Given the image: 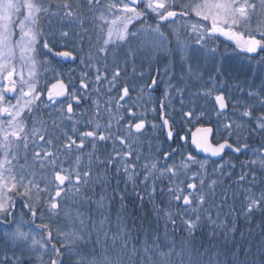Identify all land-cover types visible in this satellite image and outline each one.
Wrapping results in <instances>:
<instances>
[{
	"label": "snow or ice",
	"instance_id": "1",
	"mask_svg": "<svg viewBox=\"0 0 264 264\" xmlns=\"http://www.w3.org/2000/svg\"><path fill=\"white\" fill-rule=\"evenodd\" d=\"M193 14L199 22L186 27L200 47L178 43L184 61L179 75L176 67H165L136 85L145 73L132 67V79H122V72L142 56L168 54L169 41L161 28ZM149 17L157 23L145 24ZM137 23L144 27L133 30ZM218 36L235 43L242 57L238 66L227 63L216 48H205ZM140 37L139 45L131 46ZM38 56L79 60L81 71L77 75L70 68L67 77L56 73L55 83L42 88L35 69L48 60L39 62ZM200 59L211 62L205 72L188 63ZM232 80L236 83L230 88ZM193 81L197 91L186 95ZM161 84V96L153 98ZM137 90L147 92V103L139 107L132 96ZM208 98L214 116L197 104ZM193 122L201 126L191 144L206 158L185 155L183 144H169L167 150L145 144L159 139L148 136L150 129L166 130V142L187 143L177 129ZM145 150L155 155L145 156ZM226 150L235 161L225 159ZM249 154L251 158L239 159ZM141 159L146 161L142 172ZM237 167L241 172L235 183L248 185L241 191L245 219L264 213V0H0V241L12 253L4 251L0 264H264V242L255 251L241 245L243 260L232 253L222 261L219 252L196 239L202 221L215 225L226 206L225 219H231L235 209L229 201L234 204L236 192L223 181ZM116 177V188L123 181L147 189L151 181L150 200L157 182L168 178L171 186L160 192L170 197L169 208L174 202L178 211L157 209L165 217L163 233L150 225L143 233L138 226L133 235L131 229H119L118 219V231L109 236L102 224L83 219L78 211V229L55 226L62 213L72 218L70 205L92 203L88 193L95 194L96 187L102 207L106 186ZM115 196L114 189L109 199ZM177 218L185 233L179 238ZM214 237L215 232L210 239Z\"/></svg>",
	"mask_w": 264,
	"mask_h": 264
},
{
	"label": "rangeland",
	"instance_id": "2",
	"mask_svg": "<svg viewBox=\"0 0 264 264\" xmlns=\"http://www.w3.org/2000/svg\"><path fill=\"white\" fill-rule=\"evenodd\" d=\"M182 2L184 3H189L190 0H182ZM200 18L196 17L194 14L191 16V18H185L184 20H178L177 23L175 24H169L166 25V31H165V35L168 38V47L171 50L168 54H164L163 52L160 53H153L151 55V66H152V72L158 67V57L161 56L164 59V63H165V67H176L177 68V75H179V65L180 63L184 62L181 58V55L179 53V51L177 50V45L178 43L181 45H187L189 49L192 48H198L200 47L199 45H197L195 43L196 40V36L193 35L190 31L189 28L186 27V25H190L192 23H197L199 22ZM253 28L256 27L255 24L252 25ZM216 40H212L210 44L215 43ZM210 45H205V48H209ZM19 50L17 49V60L15 61L16 65H17V70L20 71V61H19ZM188 63L193 64L194 69L199 67V64L196 61H188ZM79 69L80 68H75L76 73L79 74ZM24 76L28 77V71L29 69L27 67L22 69ZM79 72V73H78ZM175 83V81H173ZM51 83L53 82H43V81H39V86L44 88L47 86H50ZM144 84L143 82L140 83V85ZM147 93V92H146ZM191 93V88L189 85V90L187 94ZM152 97L155 98L156 96L154 94H152ZM176 108H179L178 104L174 105ZM152 115L150 119H152ZM179 119V118H177ZM157 123V121H156ZM193 124V123H191ZM185 128L186 126H188L187 129H190L189 126L190 124L185 123L184 124ZM184 130V127L181 128ZM161 131V130H160ZM160 131L158 132H153L151 129L149 131V137L152 136H158L159 139L158 140H151L149 142H151L152 144H161L163 145L164 149L167 150L169 147V143L168 141H165V138L163 137V135L160 133ZM182 144V143H181ZM173 148L175 146H172ZM182 149H185V146L182 147ZM182 152L187 155V153L185 151ZM155 155L154 152L149 153V151H147L145 153V156L148 155ZM179 156L174 157L175 161L177 163L180 162V158H178ZM251 158V154H249V156L246 159ZM244 159V160H246ZM143 160V159H141ZM141 160L138 162V167L142 168V165L146 163L145 160H143V164L141 163ZM242 161V160H241ZM169 163H171V161H169ZM140 170V169H139ZM143 171V168L141 169V172ZM240 172L236 171L235 174L232 176L231 179H226L223 181V183L227 186L230 187L231 190H235L236 192V200L233 204V201H229V206H233L234 207V211L231 213V219L226 220L225 219V214L228 213V207L226 206L224 208V214L220 215V218L216 221V222H264V213L261 212H257L254 216L245 219V216L242 212V204L244 203L242 197H241V191L242 188L247 187L248 185H240V184H235L233 187H231V181H236L238 179ZM189 175H191V173H189ZM213 179H215L216 177H212ZM119 178L116 177L114 178V189L116 191V196L114 199V210L112 207V204L109 203V200H106L110 197V195H106L105 196V200L103 202V206L101 207L100 204L98 203V201L100 200H94L95 204L93 207L89 206V205H83L82 203L79 204H75V205H70V210L72 213V218H68L65 217L64 214H61V218L56 220L55 222V226L58 228H64L65 231L71 230L73 228L78 229L79 228V221L75 219V213L78 211L79 213L82 214V218L83 219H91L93 221L96 222V224L98 226H100L101 224L103 225V228L101 229L102 231H108L109 236L113 235V233H116L118 231V219H119V229H124V228H128L127 226V222H138L136 221V217L134 218L133 214L130 213L129 206H128V201H134L135 203L138 202L139 204H141V200L138 198V193L140 196H143V203L145 206H147L148 208H150V204L153 201V204L156 208V211L154 212V214L156 215L155 218L158 221L159 215L163 218L162 220H164V215H161L157 212V209H161L163 208L165 211H171L173 213L177 212L178 209L176 208L175 203L173 202L171 207L169 208V204L168 201L170 200V197H166L163 196L160 192V189H164L165 192L167 191V188L169 186H171L169 184L168 178L164 177L163 182H157L156 185V195L152 198L153 200L149 199V196L146 195V193L143 192L144 185L137 182L135 188L133 187V185L131 183L125 185V183L123 181H120L119 183V187H125L127 189V192H123L120 190V188H116V182ZM142 179V177H141ZM183 179V177H181V180ZM183 186V185H181ZM152 188V182H149V186L147 188V192H150ZM135 189V190H134ZM137 189H139V192H137ZM123 196L124 199L123 201L120 200V197ZM164 200V203H161V200ZM136 206H134L133 208H135ZM214 213H215V209H214ZM24 219L27 221L30 219V217L25 216ZM178 222H181V218H177ZM36 225H39L40 221L37 220ZM211 224V223H210ZM204 225V222L202 221L201 223V227ZM129 229V228H128ZM26 231L28 230L27 228L25 229ZM4 231V229L2 227H0V233H2ZM38 235V234H37ZM141 239H143V237L141 236ZM59 246V245H58ZM203 251V249H201ZM4 251L8 252V255H11L12 253L10 251H8L7 248H5L4 244L2 241H0V255H2V253ZM216 252V251H215ZM214 252V253H215ZM17 255H19V253H17ZM48 256L45 255L44 256V260H47ZM221 260L225 261L228 260L227 257L221 255ZM32 264H39V261L34 260L32 262Z\"/></svg>",
	"mask_w": 264,
	"mask_h": 264
},
{
	"label": "flooded vegetation",
	"instance_id": "3",
	"mask_svg": "<svg viewBox=\"0 0 264 264\" xmlns=\"http://www.w3.org/2000/svg\"><path fill=\"white\" fill-rule=\"evenodd\" d=\"M143 7V6H141ZM157 23L156 20L151 19V17H149L146 21L145 24H151V25H155ZM42 25L47 28V21L42 19ZM53 28L55 27V21H53ZM90 27H95V26H90ZM144 25L137 23L135 26V29L133 30H137V29H141L143 28ZM166 25L163 26L161 28V31L165 32L166 31ZM98 30V29H97ZM15 39V37H14ZM143 39V37H140L138 40H133L131 42V46H138L139 45V40ZM212 40H216L215 43L210 44L211 42H209L207 45H210L209 48H216L218 54H222L223 56L227 57V63L233 65V66H238L241 62H242V57L238 56V49H236L235 47V43L233 41L228 40L226 37L225 39H222V36H218L213 38ZM85 51H87V45L85 44ZM45 59L48 60L47 64H42V63H38L37 68L35 69L37 76L39 78V81H45V82H53L55 83V79H56V73H64L65 77H67V73L68 70L71 69H75V68H79L77 65L79 64V60H77L75 63H73L71 60L69 61H63V60H59V58H52V57H47L45 58L44 56H38L37 60L39 62H43ZM59 61V62H58ZM198 64V71L199 72H205V69L210 67V61L206 60V59H200V60H195ZM111 57L109 58V66H111ZM121 64H123V61H120ZM151 62V56L150 57H141L140 59H138L135 63V65L129 66L126 72H122V79H132V67H135L137 69V72L143 71L145 73V80L144 81H137L136 85H140L141 82L145 83L148 79L149 76H155L157 74V69L160 70L161 73H163L164 70V59L163 57L159 56L158 57V67L152 72V66L150 64ZM197 70V68L194 69V71ZM81 71V69H79V72ZM78 72V73H79ZM79 75V74H77ZM25 78H27V76H25ZM166 79V77H165ZM244 77L243 76H239V80H243ZM204 80L207 81L208 77L207 75H205ZM203 83V82H200ZM229 87L232 88L234 87L236 81L232 80L229 81ZM194 84H196L195 81H193V84H190V88H191V93L197 91V87L193 86ZM209 87L211 85H208ZM165 87V85L161 84L159 86V88L153 92L152 94H154L156 97L161 96L162 94V90ZM133 99L138 101V107L139 105H143L147 103V93H143L140 94L139 90H137V92L132 93ZM197 104L200 105L202 108H204L205 110H207L209 112L210 115L214 116V113L212 112V100L211 98L208 99H201L197 101ZM149 107H151V105H148ZM154 115V114H153ZM151 114L149 115L148 119H150ZM157 123H160L159 121H157ZM206 123V121H205ZM201 125L193 122V124H190L189 128L187 129L188 126H183V129H177L180 132V135L187 137V143L184 142H176L174 143V148H180L181 143L183 144V146H185V149L183 150L182 148H180V151H185L186 153L188 152H193L194 154L198 155L196 153V151H194V149H192L191 146V140H192V132L197 129V127H200ZM150 131V130H149ZM160 133L163 135V137L165 138L166 136V132L165 130H161ZM148 136H149V132H148ZM149 143V140H145V144ZM258 143V141H257ZM147 152V150H145L143 152V155H145V153ZM179 156V155H177ZM199 158H206V157H202L200 155H198ZM178 158L181 159V157L179 156ZM247 157L245 156H240L239 159L240 160H244ZM225 159H233L235 161V157L233 156V154L231 152H227V155L225 156ZM139 162V161H138ZM141 163L143 164V160H141ZM140 169V170H139ZM142 168L138 167V170L141 171ZM236 171L241 172V169L239 167H237ZM231 187H233L236 183L235 181H231ZM121 191L123 192H127V189L125 187H119ZM113 190H114V178L111 179V183L110 186H106V195H110V197H112L113 195ZM135 190V189H134ZM253 191L259 193L260 189H253ZM94 192L95 194H93L92 192L88 193V196L91 198L92 203H88L87 200H85L82 204L83 205H89V206H94L96 205L94 200H99L100 199V194H101V189L96 187L94 188ZM137 192H139V189H137ZM143 192L146 193V195H148L149 192H147V189H143ZM109 197V198H110ZM106 199L109 200V203L112 204L113 210H114V200H110V199ZM129 206V204H128ZM147 207V206H146Z\"/></svg>",
	"mask_w": 264,
	"mask_h": 264
},
{
	"label": "trees",
	"instance_id": "4",
	"mask_svg": "<svg viewBox=\"0 0 264 264\" xmlns=\"http://www.w3.org/2000/svg\"><path fill=\"white\" fill-rule=\"evenodd\" d=\"M153 200V199H151ZM129 211L133 214L134 218L138 222H127V226L132 230L133 235L136 234L137 227L140 231L146 232L151 225L153 228L159 227L161 233L165 231V218L159 215L158 221L155 218L154 212L156 208L152 203L150 208L144 204L138 202L128 201ZM136 206L135 208H133ZM163 215V214H161ZM177 223V237L184 236L185 233L181 231L183 225L181 222ZM227 224L228 229L232 227L236 228L235 232L226 230L224 225ZM168 231H171V225H168ZM215 232V237L210 239L211 234ZM143 237V236H142ZM196 239L203 240L207 247H210L213 252H219L221 255L231 257L232 253H237L239 260H243L244 256L240 254V246L245 247L251 245L253 251L256 250V246L264 242V222H216L215 225L210 223H204L196 232Z\"/></svg>",
	"mask_w": 264,
	"mask_h": 264
},
{
	"label": "water",
	"instance_id": "5",
	"mask_svg": "<svg viewBox=\"0 0 264 264\" xmlns=\"http://www.w3.org/2000/svg\"><path fill=\"white\" fill-rule=\"evenodd\" d=\"M222 38L225 39L224 36H222ZM195 134H196V129L192 132V137H193V135H195ZM169 142H170V144L173 143L172 141H169ZM191 146H192V148L196 151L197 154H199V155H201V156H204V157L207 156V154L199 152V150H197V149L195 148L194 145L191 144ZM226 152H230V151L226 150Z\"/></svg>",
	"mask_w": 264,
	"mask_h": 264
},
{
	"label": "bare ground",
	"instance_id": "6",
	"mask_svg": "<svg viewBox=\"0 0 264 264\" xmlns=\"http://www.w3.org/2000/svg\"><path fill=\"white\" fill-rule=\"evenodd\" d=\"M199 155V154H198ZM201 156V155H200ZM202 157H204V156H202Z\"/></svg>",
	"mask_w": 264,
	"mask_h": 264
}]
</instances>
